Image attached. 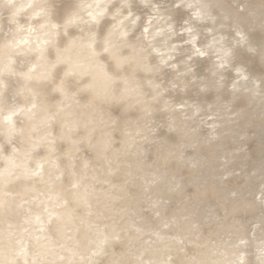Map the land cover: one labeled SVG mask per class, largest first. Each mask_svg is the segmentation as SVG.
Segmentation results:
<instances>
[{"label":"bare ground","instance_id":"1","mask_svg":"<svg viewBox=\"0 0 264 264\" xmlns=\"http://www.w3.org/2000/svg\"><path fill=\"white\" fill-rule=\"evenodd\" d=\"M161 2L0 0V264H264L260 240L248 248L251 257L241 248L250 239L245 228L227 234L180 228L160 255L153 253L154 238L135 242L133 252L124 247L135 245L141 230L133 227L131 236L132 220L113 214L125 208L128 216L149 218L135 198L140 185L134 177L145 179L152 152L144 155L145 138L175 136L146 131L153 112L163 105L181 108L176 98L191 93L237 106L263 91L255 77L230 63L228 39L214 48L211 37L201 40L197 27L187 24L179 30L188 29L185 37L169 40L178 15L158 8ZM141 4L150 14L139 24ZM192 10L212 22L201 8ZM226 32L220 38H229ZM213 114L195 118L208 125ZM198 186L173 191L167 210H178L182 197L188 198L182 208L193 202L189 192H200L195 198L207 193Z\"/></svg>","mask_w":264,"mask_h":264},{"label":"water","instance_id":"2","mask_svg":"<svg viewBox=\"0 0 264 264\" xmlns=\"http://www.w3.org/2000/svg\"><path fill=\"white\" fill-rule=\"evenodd\" d=\"M167 1L163 0L159 3L158 8L163 11H166V8L173 11L171 13L173 17L178 15L173 19L176 22L175 31L171 33H175L168 35L169 40L185 37L188 29L179 30L187 24H192V28L197 27L201 40L211 37L209 41L213 39L211 44L214 48L221 47V43L228 39L232 47L225 55L230 58V63L238 64L249 72L250 76L255 77L263 87V91L255 97L254 101L237 106L220 103L213 99L208 102L207 95L197 93L198 95L194 96L191 93L186 95L190 98L183 100L176 98L175 101L182 102L181 108H173V104L163 105L158 111L153 112L157 115L145 123L146 131L152 136L158 131L162 135L166 131L165 136L175 132V136L170 137L168 141L164 138L159 142L156 137H149L150 135L145 138L144 155L149 152V149H152V152L147 153L148 166L143 167L154 168L150 175L147 176L144 173L145 179L142 175L134 177L138 180L136 185H140L138 189L140 192L135 195V198L145 194L147 188L162 187L164 191L157 189L159 196L157 195V199L149 203L147 207L153 209L159 206L163 211L165 210V213H169L167 208L171 202V195H177L172 193L173 191H185L188 186L195 187L199 184V189L207 190V193L195 198L200 192H193L194 194L189 192L193 202L185 206L190 210H187L184 215L173 210L168 220L163 218L157 222L158 230L153 235V253L159 255L163 251L165 253L167 247L175 242L178 231L184 227L193 226L194 230L210 229L212 233L218 231L220 234L245 228L250 233V239L242 241L240 246L247 249L245 253L247 254L250 251L248 248L253 247L256 239L264 244V0H229V3L226 2L228 0H194L189 5L187 0H181L179 3L174 0H170V3ZM231 1L234 2L231 3ZM147 6V4H141L138 9L142 13L139 24L143 23L146 15L150 14ZM192 7L201 8V12L212 22L214 20V24L204 22L203 15L196 14ZM211 13L214 17H211ZM163 18L171 19L167 16ZM207 24H211L213 29L202 28ZM227 25H229L228 28L225 27ZM222 30H227L229 38L226 36L220 38L219 32ZM253 34L256 37H252ZM158 36L161 38L162 34ZM259 38L261 41L258 40ZM191 64L198 69V64L196 66ZM201 83L203 84L204 81L201 80ZM203 89L206 88H201ZM179 109L188 115L185 117L183 114L180 115ZM209 110L214 111L210 119L213 123L206 125V122L202 121L204 118L201 121L195 118L198 113ZM201 133L202 136H200ZM135 135L139 134L135 132ZM141 141L139 139V142ZM132 144L134 147L136 141L132 140ZM155 163L159 165V168L158 165H154ZM68 171L69 168L64 174L67 175ZM181 171L186 173L181 175ZM187 200V197H182L177 204H183ZM215 203L216 207L222 206V208L217 211ZM126 210L120 208L113 217L126 220L129 218ZM119 212L121 215H118ZM170 225L175 226L176 229L166 235ZM251 255L252 252H249L248 256L251 257Z\"/></svg>","mask_w":264,"mask_h":264},{"label":"rangeland","instance_id":"3","mask_svg":"<svg viewBox=\"0 0 264 264\" xmlns=\"http://www.w3.org/2000/svg\"><path fill=\"white\" fill-rule=\"evenodd\" d=\"M160 140L162 141V140H164V139L159 138V139H158V142H159ZM156 164H157V163H156ZM156 164H154V165H156ZM157 165H158V164H157ZM157 165H156V166H157ZM158 166H159V165H158ZM153 168H154V167H152V169H153ZM158 168H159V167H158ZM152 169H151V167H150V171L148 172V170H149V169H148L145 173H149V174H150L151 171H152ZM165 171H166V170H165ZM149 174H146V175L148 176ZM147 189H148V190H146V193H147L150 197H149L148 195H145L146 193L143 194V195L140 197V195H141V194H140V195L137 196V197L139 198V199L137 198L138 201H136V202H138V203H141L142 206L145 205V206H144V209H145V210L149 209V208L147 207V205H146V202L148 201L147 204L152 203L151 201H152V200H156L157 197L159 196V194L156 193L157 190H154V186H153V189H152V188H147ZM150 189H152L153 192H152V190H150ZM148 192H149L150 194H151V193H153V194L150 195ZM154 192H155V193H154ZM156 194H157L158 196L155 197V199H154V198L152 199L151 196L154 197V196H156ZM145 197L147 198V200H146ZM148 197H149V198H148ZM151 199H152V200H151ZM143 204H144V205H143ZM177 207H178V210H176V211H178V213H179V214L181 213L182 215H184V214L187 212V210H190L189 208L187 209V207H185V206L182 208V207L180 206V204H179V206H177ZM146 208H147V209H146ZM185 209H186V210H185ZM149 210H151V209H149ZM149 210H147L148 215L146 214V216L149 217V218H148L149 220L146 219V217H145V219L140 217V219H141V220H140V219H139V216H136L135 213L132 214V215L129 214V216H128L129 219L132 220V221H131V222H132V225H131V224L129 225L130 229H129V231H128V234H130V235L132 236V235H133L132 233L135 232V231H134L135 229H136V230H137V229H138V230H141V232H140V234H139V236H138L139 239L137 238V236H135V237H136V241H134L133 244H135V242H137L136 244H138L139 242H140L141 244H143V243H147V242H151V241L153 240V235H154L155 231L158 230V228H155V227H157L156 224H158V223H155V220L158 222V220H157L156 218L159 217V218H158L159 220H161V218H162V220H163V218H165V219L167 218L166 220H168V218H170L169 216H170L171 212H169V213H165V212L163 211V209L160 208L159 206H155V208H153L150 212H148ZM179 210H180V211H179ZM151 212H152V213H151ZM162 212H163V213H162ZM149 214H150V215H149ZM154 214H155L156 216H155ZM151 215H152V216H151ZM163 215H164V217H162ZM134 218H135V219H134ZM152 218H153V219H152ZM150 219H151L152 221H151ZM145 221H146V222H145ZM150 221H151L152 223H154V224H152ZM135 222H136V223H135ZM149 222H150V223H149ZM142 223H143V224H142ZM147 223L152 224V225L150 226V225L147 224ZM134 224H135V225H134ZM137 224H138V227H136ZM169 224H171V222H169ZM133 225H134V226H133ZM139 225L141 226V229L139 228ZM145 225H146V226H145ZM153 225H154V226H153ZM155 225H156V226H155ZM133 227H134L135 229H134ZM144 227H146V228H144ZM148 227H149V228H148ZM153 227H154V228H153ZM170 227H171V228H170ZM172 227H173L172 225H170V226L168 227V232H167L166 235H169V233L171 234V233H172L171 231H174V230H175L176 227H175V226H174L173 228H172ZM131 229H132V230H131ZM133 229H134V230H133ZM145 229H147V230L149 229V230H150V231H149V232H150L149 235H148L149 232H148L147 230H145ZM152 229H153V230H152ZM130 231H132V232H130ZM143 231H144V232H143ZM146 231H147V232H146ZM151 231L154 232V233H152ZM145 232H146V233H145ZM143 233H144L145 239H144ZM135 234H136V233H135ZM135 234H134V235H135ZM146 234L148 235V237H146V236H147ZM142 236H143V238H142ZM151 236H152V237H151ZM141 238H142V240H143V239H144V240L142 241ZM147 238H148V239H147ZM151 239H152V240H151ZM138 240H139V241H138ZM147 240H148V241H147ZM149 240H150V241H149ZM144 241H146V242H144ZM136 244H135V245H131V246H130V244H128V245H127V244L124 245V247H125V246L127 247V249H126L127 251H126V252L129 253V252L136 251V250L138 249V246H136ZM128 246L131 248V250H129L130 248H129ZM133 246H136V247H133ZM126 247H125V248H126Z\"/></svg>","mask_w":264,"mask_h":264},{"label":"clouds","instance_id":"4","mask_svg":"<svg viewBox=\"0 0 264 264\" xmlns=\"http://www.w3.org/2000/svg\"><path fill=\"white\" fill-rule=\"evenodd\" d=\"M22 7H28V5H23Z\"/></svg>","mask_w":264,"mask_h":264}]
</instances>
